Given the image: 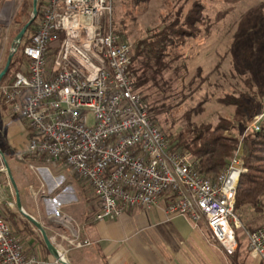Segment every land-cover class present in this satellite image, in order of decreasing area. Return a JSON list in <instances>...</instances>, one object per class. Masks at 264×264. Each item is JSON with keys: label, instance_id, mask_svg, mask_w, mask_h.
<instances>
[{"label": "built area", "instance_id": "2783aa9c", "mask_svg": "<svg viewBox=\"0 0 264 264\" xmlns=\"http://www.w3.org/2000/svg\"><path fill=\"white\" fill-rule=\"evenodd\" d=\"M111 11L112 0H43L28 41L18 43L20 68L0 81L1 100L23 124V150L88 186L96 204L92 220H112L126 206L150 209L165 196L166 216H185L193 227L203 223L208 238L230 255L241 226L233 212L240 160L232 156L206 176L186 151L171 149L134 89L131 47L112 30ZM258 128L255 121L251 129ZM2 205L14 208L0 200V264H37L24 255ZM52 218L68 229V248L90 244L67 215ZM244 235L247 255L264 264V223Z\"/></svg>", "mask_w": 264, "mask_h": 264}, {"label": "rangeland", "instance_id": "374dc122", "mask_svg": "<svg viewBox=\"0 0 264 264\" xmlns=\"http://www.w3.org/2000/svg\"><path fill=\"white\" fill-rule=\"evenodd\" d=\"M191 1L199 3L203 25L194 37L185 38L180 47L171 50V55H177L176 59L169 60L168 68L162 73L166 84L162 86L165 88L164 97L156 102L157 106L162 107L156 115L159 120L157 125L162 133L172 137L192 123H215L218 118L231 119L232 107L221 104L217 98L224 94L238 96L244 93L255 104L249 120L243 125L234 123L233 128L223 131L226 136L240 139L255 121L259 125L264 123V0H188L183 11ZM31 2L32 0H0V70L14 35L31 15ZM182 2L183 0H147L133 4L132 0H112L111 28L114 32L118 31L132 48L135 39L156 28L163 19L174 16V11ZM33 22L35 23V19ZM18 46L21 47V43ZM19 61V67L11 68L9 75L20 68L23 62L21 56ZM138 91L139 94L150 92L151 95L158 92L154 86L147 88V91ZM145 102L149 105L150 98L146 97ZM16 119L18 118L8 112L0 98V152L15 182L20 206H23L25 195L34 199L32 192H41V187L37 186L39 174L45 175L49 180L48 194L59 192L58 186L64 178L65 182L71 179L72 183L77 182L83 187L64 168L58 169L56 182L53 179L56 170L50 163L23 150V129L15 122ZM91 122V116L87 115V123ZM238 153L239 149L234 156ZM2 164L0 157V168ZM0 171V181L3 182L0 184V197L7 196L0 199L14 204V208L2 205L5 207L4 218L9 227L14 230L15 225H27L38 235L35 228L17 211L6 173L4 169ZM6 185L5 193L2 188ZM70 188L72 192H64L63 197L70 193L74 198L73 187ZM82 189L85 191L87 188ZM29 197L28 203L33 207L34 202ZM71 201H61L59 204ZM59 204L53 205V208L56 210ZM24 210L30 212L31 207ZM251 215L252 211L247 207L244 216L248 218ZM239 223L240 228L234 230V252L246 250L244 231L263 224L264 214L253 221L239 220ZM206 237L208 238L207 231Z\"/></svg>", "mask_w": 264, "mask_h": 264}, {"label": "crops", "instance_id": "0c3cea01", "mask_svg": "<svg viewBox=\"0 0 264 264\" xmlns=\"http://www.w3.org/2000/svg\"><path fill=\"white\" fill-rule=\"evenodd\" d=\"M15 122L23 129L19 119ZM53 168L56 170L53 174L56 182L59 168H64L68 174L73 175L65 167ZM77 179L89 192L86 189L85 193L83 187L77 182L72 183L71 179L65 182L64 178L58 186L60 191L48 194L49 180L45 175L39 174L37 186L42 190L34 199L28 196L34 202L33 207L29 205L26 195L21 206L24 212V208L31 207V211L25 213L40 223L57 257L69 264H261L249 257L245 249L225 254L215 241L206 237L203 223L193 227L185 216H166L165 196H160L156 205L150 209L126 206L112 220L94 221V196L88 186ZM1 183L3 182L0 181ZM70 186L73 187L74 198L70 193L63 197L64 192H72ZM2 191L6 193L7 185L3 186ZM5 197L7 196L0 198ZM70 199L72 201L69 203L59 204ZM57 204L59 205L55 210L53 205ZM55 213L67 215L73 222V231L79 238L89 239L90 244L81 248H68L63 236L69 231L53 221ZM13 228L14 230L11 227L12 232L21 237L24 255H34L37 264H61L43 243L36 228L39 237L27 225H15Z\"/></svg>", "mask_w": 264, "mask_h": 264}, {"label": "trees", "instance_id": "16d2710c", "mask_svg": "<svg viewBox=\"0 0 264 264\" xmlns=\"http://www.w3.org/2000/svg\"><path fill=\"white\" fill-rule=\"evenodd\" d=\"M147 0H132L133 4ZM174 11V16L163 19L156 28L149 30L143 37L135 39L130 54L128 70L132 75L134 89H145L154 86L158 92L138 94L141 99L150 98L148 113L157 124V114L162 107L157 106L159 98H163L166 84L163 71L168 68L169 60L176 59L177 54L171 55V50L180 47L185 38H192L199 33L203 25L199 3L191 1L185 11V2ZM43 0H36V15L27 26L22 44L28 41L33 28V21L38 16ZM116 33L120 34L118 31ZM21 44V45H22ZM20 48L12 54L2 81L9 74L8 71L17 69L20 65ZM17 54V56H16ZM19 57V58H18ZM169 82H167V85ZM160 96H157V94ZM221 104L232 107V118H218L215 123H192L189 127L175 133L172 137L164 134L171 141V149L187 152L194 162V170L203 175H216L234 156L239 149L238 158L242 171L240 172L234 191L233 212L240 221H253L264 214V123H260L258 130L249 129L240 139L223 134L236 124L243 125L255 108V104L247 94L238 96L224 94L217 98ZM249 207L252 215L246 218L245 209ZM245 227V226H244ZM248 230V229H247Z\"/></svg>", "mask_w": 264, "mask_h": 264}, {"label": "water", "instance_id": "95a60500", "mask_svg": "<svg viewBox=\"0 0 264 264\" xmlns=\"http://www.w3.org/2000/svg\"><path fill=\"white\" fill-rule=\"evenodd\" d=\"M30 17L27 19V21H25V23L22 24V26L19 28V30L16 32V34L14 35L12 41H11V44H10V50L8 52V54L6 55V58H5V62H4V65L3 67L1 68L0 70V80L2 78V76L4 75L5 71L7 70V67H8V64H9V61H10V58L13 54V51L15 50L16 46L18 45L22 35L24 34L27 26L29 25V23L33 20V18L35 17L36 15V0H32L31 2V13H30ZM0 157L3 161V164H2V167L6 173V176H7V179L9 181V184L13 190V195H14V202H15V206H16V209L17 211L20 213V215L22 217H24L34 228L37 229V231L39 232L41 238H42V241L43 243L46 245V247L53 253V255L57 258V260L61 263V264H69L68 262L60 259V257L58 258L57 255L55 254L54 252V249L52 247V245L50 244L46 234L44 233V230L42 229L40 223L35 220L32 216H30L29 214L25 213L22 209H21V206H20V203H19V198H18V192H17V188H16V185H15V182L10 174V171L8 169V166L0 152Z\"/></svg>", "mask_w": 264, "mask_h": 264}]
</instances>
